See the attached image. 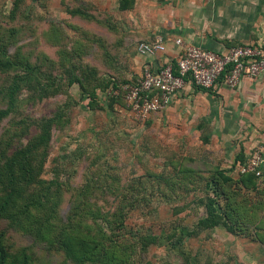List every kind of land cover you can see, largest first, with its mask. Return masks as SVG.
<instances>
[{"label": "rangeland", "instance_id": "1", "mask_svg": "<svg viewBox=\"0 0 264 264\" xmlns=\"http://www.w3.org/2000/svg\"><path fill=\"white\" fill-rule=\"evenodd\" d=\"M196 1L0 0V110H9L0 119V143L12 141L13 152L50 129L28 188L31 196L47 193L46 207L31 229L0 219L4 240L11 249L29 247L33 264H98L65 260L54 248L65 222L89 234L94 259L117 248L114 255L129 257L122 264H264L263 175L258 191L238 186L251 225L229 224L198 139L154 119L135 120L103 89L90 104L102 79L143 72L147 62L139 74L132 69L143 41L169 36L176 43L170 33L183 28ZM23 64L41 67V77L23 85L7 109L3 89Z\"/></svg>", "mask_w": 264, "mask_h": 264}, {"label": "crops", "instance_id": "2", "mask_svg": "<svg viewBox=\"0 0 264 264\" xmlns=\"http://www.w3.org/2000/svg\"><path fill=\"white\" fill-rule=\"evenodd\" d=\"M194 6L187 13L183 28L171 31L174 37L217 52L264 41V0H201ZM178 53L179 46L173 38L167 43L166 54L146 57L140 51L135 52L132 69L139 74L145 62L156 67L166 58L175 59ZM154 120L158 127L164 123L172 132H185L188 141L198 139L202 163L211 165L210 170L238 169L254 155L261 154L264 176L263 79L245 77L234 88L219 82L210 90L188 81ZM190 148L192 152L193 142ZM235 170L233 174L237 173Z\"/></svg>", "mask_w": 264, "mask_h": 264}, {"label": "trees", "instance_id": "3", "mask_svg": "<svg viewBox=\"0 0 264 264\" xmlns=\"http://www.w3.org/2000/svg\"><path fill=\"white\" fill-rule=\"evenodd\" d=\"M156 39L157 38L155 37L153 40L143 42H155ZM172 62L177 73L176 59H173ZM11 64L14 66L16 63L13 62ZM17 69L18 72L11 78L10 84H7L3 89V91H6L9 98V107L7 109L16 106L17 94L23 85L34 84L36 78L41 77V67H32L31 65L23 64ZM223 77L224 75H222L220 79H223ZM136 78L137 76H134L131 79ZM129 80L130 79L121 80L114 77H109V79L105 78V80L102 79V85L100 84V86H96L95 89L93 87V91L89 95L91 98L90 104L94 106L98 90L103 89L108 91L111 88H117L120 84ZM192 83L196 85L194 82ZM197 87L203 89L199 86ZM111 101L112 104L118 103L125 106L122 97H113L111 98ZM162 113L163 111L154 113L148 120H153ZM8 114L9 110H0V119ZM49 135L50 129H47L45 133L32 139L28 145L25 147H17L13 152H11V149L14 147L12 141H4L0 143V219L7 221L8 228H17L20 230L31 229L29 223H34V219L37 216V210L46 207L47 200L45 201V198H47V193L37 191V194L31 196L28 188H31V185L37 180L38 169L41 168L43 157H45V153H43L41 157L38 156L39 151H43V146H48L50 139ZM242 165H239L238 169L235 167L231 170H224L219 167H213L208 171V184L215 187L217 192H220L225 196L226 203L224 212L226 217L232 220L229 224L233 225L242 222L251 225V220L246 215L251 209L249 207L246 208L244 205L248 203V201L238 200L236 198L240 193L237 192L238 186L241 190L244 189L243 187H252V189H255L256 191L260 190L259 178L261 176H257L253 172L241 173ZM234 170L235 172H238L237 176L233 174ZM41 185L45 186V183L41 182ZM213 215L214 214H212V217ZM221 216V211L216 213L215 224L220 222L219 220ZM45 222L49 224L50 218L45 219L44 223ZM254 224L257 225L258 223L254 222ZM71 227L72 224L69 222L62 224V227L59 226L61 233L58 237V241L52 243V245L55 246V249L63 253L65 260L72 259L76 261L79 256L81 260H90L91 262L96 261L98 264H122L120 261H126L129 259V257L114 255V249L116 252L121 251V249L117 248H113L111 251L106 252L107 255H101L100 251L96 254L100 255L97 259L90 257L89 255L92 251L89 249L90 243L89 240H87V235L89 234L83 230L78 233V230L73 231ZM32 260L33 258L31 257L29 247L24 246L17 250L12 247L11 249V246L6 240H4V234H0V264H33ZM125 264H132V262ZM138 264L150 263L140 262Z\"/></svg>", "mask_w": 264, "mask_h": 264}, {"label": "built area", "instance_id": "4", "mask_svg": "<svg viewBox=\"0 0 264 264\" xmlns=\"http://www.w3.org/2000/svg\"><path fill=\"white\" fill-rule=\"evenodd\" d=\"M176 44L180 48L175 58L177 73L173 59L166 58L159 66L145 65L136 79L107 91L112 97H122L135 120L145 122L154 113L165 111L188 81L210 90L219 82L234 88L245 77L264 80V41L235 45L225 52L204 49L183 39H177ZM139 51L145 55L163 54L167 51L166 41L157 37L155 42H142ZM262 163V155L256 154L242 165L241 173L253 172L261 176Z\"/></svg>", "mask_w": 264, "mask_h": 264}]
</instances>
